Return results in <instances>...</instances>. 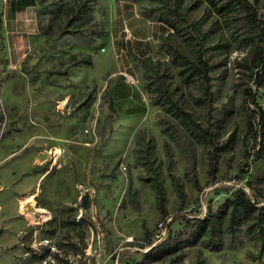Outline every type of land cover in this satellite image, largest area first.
Masks as SVG:
<instances>
[{
  "label": "rangeland",
  "instance_id": "rangeland-1",
  "mask_svg": "<svg viewBox=\"0 0 264 264\" xmlns=\"http://www.w3.org/2000/svg\"><path fill=\"white\" fill-rule=\"evenodd\" d=\"M14 2L0 0V264H154L141 246L145 231L165 234L155 190L143 181L155 170L173 232L183 217L215 213L237 189L264 203V0H97L102 41L64 34L35 66L45 42L37 19L46 30L60 4L36 0L35 24L33 10ZM128 6L147 20V39L137 44L125 32L113 53L105 34ZM174 50L192 63L201 57L207 78L184 73ZM78 52L91 53L92 65L54 74ZM28 193L34 203L21 210ZM238 237L234 248L225 237L222 250H203V264H264L245 257L249 241ZM194 253L187 248L183 263Z\"/></svg>",
  "mask_w": 264,
  "mask_h": 264
},
{
  "label": "trees",
  "instance_id": "trees-1",
  "mask_svg": "<svg viewBox=\"0 0 264 264\" xmlns=\"http://www.w3.org/2000/svg\"><path fill=\"white\" fill-rule=\"evenodd\" d=\"M59 7L55 16L52 17L51 23L45 29L42 28L41 21L37 19V28L45 37L44 48L41 56L34 64L37 65L49 52L57 51L59 45L57 41L64 34H71L83 38V43L88 45L94 43L101 38L105 29L100 21H95L92 17L93 7L91 2L97 3V0H68L63 2L57 0ZM22 4L24 7L37 5L36 0H19L14 2ZM143 15H145L143 13ZM164 23H169L163 19ZM170 25V23L168 24ZM171 27H174L172 24ZM172 59L184 67V73L188 76H200L207 78L208 68L198 57L195 62H191L187 57L180 55L175 50L172 52ZM93 63V55L86 52H78L69 54L67 57L58 61L59 69L54 72L55 75L63 77L68 73L69 69L80 66H91ZM259 66L264 68V58L259 55ZM36 79V78H34ZM36 81V80H33ZM45 82L49 84L55 83L49 77L45 78ZM94 84V82H92ZM261 85V83H259ZM87 98L90 100L94 90L86 88ZM169 102V100L167 101ZM170 103V102H169ZM110 113L107 116V122L110 124L115 112L111 101L108 102ZM170 111L180 118L186 124L188 129L197 130L198 126L194 124L189 114L183 112L175 104L170 103ZM260 125L262 127V135H264V111L258 115ZM142 131L136 135V139L140 137ZM262 158L261 154H257L256 159ZM44 168L43 165L34 167L30 170L36 173ZM160 169L158 165L157 170ZM160 172V171H159ZM149 183L158 199V210L160 218L163 220L161 230H165V234H159L156 238L151 237L145 231L143 235V245L141 250L146 249L142 253L144 262L154 264H184V251L187 248H195V253L191 262L186 264H203L205 258L203 250L211 252L220 251L223 248L225 237L232 239L230 244L233 248L239 243L238 235L242 233L249 241L251 249L246 252L245 257L251 262H259L264 258V203L251 201L248 195L242 190L234 191V197L225 200L213 213L210 209L204 217H183V227L173 232L171 225L174 220H168L167 211L164 206L163 189L159 184V175L156 170L153 177H148L143 180ZM175 189L181 202L184 199V193L181 185L174 183ZM182 209V205L179 207ZM74 225H78L73 222ZM143 264V263H135Z\"/></svg>",
  "mask_w": 264,
  "mask_h": 264
},
{
  "label": "crops",
  "instance_id": "crops-1",
  "mask_svg": "<svg viewBox=\"0 0 264 264\" xmlns=\"http://www.w3.org/2000/svg\"><path fill=\"white\" fill-rule=\"evenodd\" d=\"M14 1L16 2L19 0H14ZM125 6H127V4H123L122 7H125ZM25 8L33 10L32 13L34 16V22L36 24L35 16H36L37 5H31V6H28ZM122 9L119 11V13H120L119 24L111 27L109 30V33L105 34V37L108 38L107 43L110 44L111 52H113V53L116 51V43L114 42L113 39H118L119 41H122L121 38H122L123 34H124L123 39H125L124 38L125 37V30H127L128 34L133 37L134 42L136 41V43L139 44L140 42H144L147 39L146 36H147L148 31L150 29V26H149L147 20L144 17L140 16L137 13L136 9H134V8L132 9L129 6L126 9H123V10ZM35 28L37 29V24H36ZM98 41H102V40L99 39ZM119 45H123V44L121 43ZM92 47H94V45ZM123 83L124 82H118L117 83L116 88L113 89V94L116 93L117 88H120L124 85Z\"/></svg>",
  "mask_w": 264,
  "mask_h": 264
},
{
  "label": "bare ground",
  "instance_id": "bare-ground-1",
  "mask_svg": "<svg viewBox=\"0 0 264 264\" xmlns=\"http://www.w3.org/2000/svg\"><path fill=\"white\" fill-rule=\"evenodd\" d=\"M34 196L35 195L33 193L26 194L23 198L19 200V208L22 210L26 204L32 205L34 203Z\"/></svg>",
  "mask_w": 264,
  "mask_h": 264
},
{
  "label": "built area",
  "instance_id": "built-area-1",
  "mask_svg": "<svg viewBox=\"0 0 264 264\" xmlns=\"http://www.w3.org/2000/svg\"><path fill=\"white\" fill-rule=\"evenodd\" d=\"M125 32L128 33L127 30H125ZM124 76H125V80H126V82H127L129 85L134 86L135 81L133 80V78L130 77V76H128V75H126V74H124ZM120 169H121V170H125V167H120Z\"/></svg>",
  "mask_w": 264,
  "mask_h": 264
},
{
  "label": "water",
  "instance_id": "water-1",
  "mask_svg": "<svg viewBox=\"0 0 264 264\" xmlns=\"http://www.w3.org/2000/svg\"><path fill=\"white\" fill-rule=\"evenodd\" d=\"M85 204H86V195H84L82 198V207H85Z\"/></svg>",
  "mask_w": 264,
  "mask_h": 264
}]
</instances>
